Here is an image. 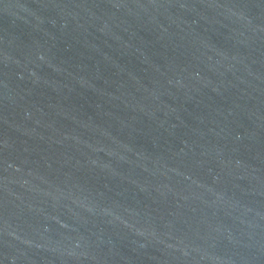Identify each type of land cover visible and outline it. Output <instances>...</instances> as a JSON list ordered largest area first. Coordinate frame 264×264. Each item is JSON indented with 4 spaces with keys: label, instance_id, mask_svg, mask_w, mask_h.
Masks as SVG:
<instances>
[{
    "label": "water",
    "instance_id": "obj_1",
    "mask_svg": "<svg viewBox=\"0 0 264 264\" xmlns=\"http://www.w3.org/2000/svg\"><path fill=\"white\" fill-rule=\"evenodd\" d=\"M0 264H264V0H0Z\"/></svg>",
    "mask_w": 264,
    "mask_h": 264
}]
</instances>
